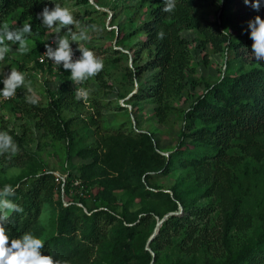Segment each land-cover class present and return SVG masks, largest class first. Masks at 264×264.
Returning <instances> with one entry per match:
<instances>
[{"label":"rangeland","instance_id":"1","mask_svg":"<svg viewBox=\"0 0 264 264\" xmlns=\"http://www.w3.org/2000/svg\"><path fill=\"white\" fill-rule=\"evenodd\" d=\"M207 1V5L199 14L208 21H216L219 0ZM90 3L95 11L91 8L85 10L83 7H76L70 0H50L49 11L54 10L57 4L67 8L73 15L75 23L66 27L57 23L47 32L46 37L50 40L48 46L55 50L58 35H67L69 29L77 33L86 30L90 39L70 41V46L76 55L81 56L77 49L84 47L103 61V70L99 72L97 78H89L83 85H74L69 75L59 78L54 70L52 74L46 68L35 66L34 60L31 59V51L44 43V39H28L29 51L25 54L17 51L18 42L13 44L6 41L10 51L5 55V59L0 61V81L13 69L24 73L25 84L30 83L36 100L34 104L27 102L26 97L33 94L28 92L26 86L18 88L11 98L5 99L0 96V132L13 131L17 135L19 143L16 156H23L21 164L15 167L0 160V190L5 185H12L14 189L20 188L24 192L36 186L35 190L41 189L34 201L35 208L33 210L32 207L26 208L24 211L26 214H30V211L36 213V209L38 211L29 233L44 242L42 254L52 256L61 264L65 262L109 264L110 253L115 244L110 229L105 228L101 235L93 236L83 224L81 217L90 216L95 211L115 205L121 215L118 217L123 221H131L130 225L135 228V235L130 241L131 251L138 257L144 251L152 253L153 264H229L241 254L250 255L254 251L264 261V222L259 217L262 210L257 209L249 201H241L234 209L232 207L233 199L236 197L235 179L240 176L244 161L253 162L252 173L253 170L254 173H258L264 167V156L258 157L250 152L255 148L247 146L249 151L246 152L234 146L228 160L226 158L223 161L227 160L225 163L218 165H213L210 161L204 165H185L179 161L171 165L164 175H160L161 171L148 173L152 176L150 181L145 178L138 179V175H128L127 179H123L121 184L115 186V189L108 187L105 184L106 177L97 176L96 172V168L99 171L102 167L108 177H116V174L106 167L103 156L113 146V140L119 136L117 133L121 132L123 136L133 135L132 131L136 134H147L157 152L162 156H169L176 150L182 139V132L188 127L184 116L195 98L204 94V84L214 85L224 76H234L249 71L252 67L264 71V61L254 59L251 47L227 50L219 54L211 46L202 45V37L198 32L194 30L181 32V37L192 43L193 73H189L186 80L188 92L182 93L180 100L171 98L169 102H165L167 113L160 120L155 112L158 104L148 91L154 84L156 71L143 72L138 77L135 75L136 67L143 65L149 58L148 51L141 48V43L145 39L141 27L148 20L149 12L143 6H139L138 0H98V4L90 0ZM114 6L117 7L116 14ZM240 9L243 10V7ZM17 15L18 12L0 17V25L7 24L13 29V26L17 25L15 21ZM89 21H93L91 28L87 27ZM56 27H61L59 33L56 32ZM119 33L120 37L124 34L130 37L119 44L117 42ZM248 39L252 45L250 35ZM122 53L126 57H123ZM63 82H69L68 87L65 86V91L57 98L61 99V117L69 126L70 144L57 139L52 131L51 133L49 129L43 127L36 112V109L48 105L51 93L63 89ZM3 87V83L0 82V90ZM76 87L89 90L90 96L87 101L76 100ZM201 125L202 123L195 122L190 129H198ZM121 140L118 141V145L121 144ZM186 141L191 142L189 139ZM254 142L264 144V136L262 138L260 136ZM68 147L71 148L73 155L70 161L67 159ZM79 151H82L83 158L77 156ZM92 154L99 157V161L93 166L96 168H88L84 174V182L78 180L76 183L80 185L81 190L78 197L84 198L85 201L81 204L78 197L71 200L63 194L62 179L68 181L70 173L79 177V167L93 163ZM37 163L40 164L41 176L48 174L51 177L33 182L28 175V169L30 166L36 167ZM254 178H259V175ZM140 183L142 185L144 183L152 192L161 191L169 196L173 194L171 189H175L184 203L188 204L190 200H194L195 206L210 208L211 213L203 219L199 229L207 223L208 234L219 231L217 234L219 240L215 237L209 239L208 243H212L208 245L207 251L198 245L192 251H188L180 247V239L174 238L172 244H165L162 248L156 246L153 251L152 242L148 244V239L156 223L169 214L167 212L169 205L167 207L164 202L153 198L139 197L137 186ZM251 184L258 187L254 181ZM149 185L156 188H150ZM96 196L98 198L94 201ZM59 199L62 200L63 207L71 208L68 230L72 229V225L76 229L67 234L68 241L65 244L59 238ZM162 212L165 214L161 219L155 216L156 213ZM146 214L151 215V220L137 224ZM183 215L185 212L181 207V214L175 216ZM226 218L229 220L228 234L224 233ZM54 238L55 243L51 241ZM142 264L150 263L143 261Z\"/></svg>","mask_w":264,"mask_h":264},{"label":"trees","instance_id":"2","mask_svg":"<svg viewBox=\"0 0 264 264\" xmlns=\"http://www.w3.org/2000/svg\"><path fill=\"white\" fill-rule=\"evenodd\" d=\"M70 1L76 7H83L85 10L91 8L95 11L90 0ZM93 1L98 4V0ZM138 1L139 6H143L149 12L148 20L141 27V31L145 36L141 48L148 51L149 58L143 65L136 67L135 75L138 77L143 72L156 71L154 84L148 91L151 92V96L155 98V102L158 104L155 112L160 120L167 113V103L165 102H169L171 98L180 100L182 93L188 92L186 80L188 74L193 73L191 67L192 43L181 37V32L193 30L198 32L202 37V45L204 47L211 46L215 52L220 54L227 50L250 48L248 21L254 19L257 15L264 19V0H260L259 12L250 6L252 0H250L249 5H245L244 0H219L216 21H208L199 14V11L207 5V0H176L175 9L171 13L163 11L165 7L164 0ZM50 6V0H0V17H7L18 12L15 18L17 25L13 26V29H18L25 23L31 24L32 35L25 38L44 39V43L37 45L31 51V59L34 60L35 66L41 69L46 68L52 74L54 70L57 77L63 78L64 76H70V71H66L62 66L57 65L55 69L50 63L39 64L37 60L43 51L47 50L45 45H50V40L46 37L50 29L43 26L42 18L38 19L37 17L45 7L50 10ZM241 7H243V10L240 9ZM113 9L116 14L117 7L114 6ZM92 24L93 21H89L87 27L91 28ZM160 32H163L162 38H158ZM120 33L117 41L119 44L130 37L127 34L120 37ZM123 57H126L125 54H123ZM98 75L99 73L94 78H97ZM68 83L63 82V89L51 93L48 105L36 109V112L43 127L49 129L50 132L52 131L57 139L65 140L70 144L69 126L61 117V99L57 98L61 92L65 91V86L68 87ZM204 85V94L195 98L184 116L188 127L182 132L181 141L178 143L176 150L167 158L157 152L149 135L136 134L134 131H132L133 135L130 136H123L122 132L117 133L119 136L113 140V146L103 156L106 167L114 175L116 174V177H108L102 167L99 171L96 167H93L99 161V157L92 154L93 163L81 165L78 169L79 177L70 173L69 180L63 182V194L70 197L71 200L78 197L81 190L80 185L76 183L78 180L84 182V174L91 167L96 168L97 176L106 177L105 184L108 187L115 189V186L121 184L123 179H127L128 175H138V179L145 178L150 181L152 176L148 173L161 171L160 175H164L169 171L171 165L179 161L185 163V165H204L209 161L213 165L225 163L234 146L235 148L238 147L240 151L246 152L249 151L247 146L253 147L255 149L250 151L252 154H256L258 157L264 156V144L254 142L255 139L264 136V71L252 67L249 71L240 72L234 76H224L214 85L207 83ZM195 122L202 123L201 127L190 129V126ZM4 132H7L18 145L19 138L13 131L4 130ZM121 137H123L122 140ZM186 139L191 142L189 143ZM119 140H121L120 145H118ZM237 141L243 143H236ZM81 152L79 151L77 156L83 158L84 155ZM71 153V148L68 147V161L73 158ZM4 156H0V160L14 167L21 164L23 157L14 155L9 159L8 154ZM226 158L227 160L223 162ZM238 158L241 159V157ZM244 162L240 176L235 179L236 191L234 196L236 197L233 199L232 207L234 209L241 201H249L257 209L262 210L259 217L264 222V167L258 173H254V170L252 173L253 162L250 160ZM41 172L39 163L36 167L30 166L28 169V175L33 182L51 177L48 174L41 176ZM254 175H259V178L255 179ZM252 181L256 182L258 187L253 186ZM149 187L156 188L152 185H149ZM35 188L25 192L17 188L15 194L8 197L23 209L21 213H12L5 225L10 239L20 238L32 228L38 211L36 209V213L30 211V214H26L24 210L31 207L32 210L35 208L34 201L41 190L40 188L35 190ZM137 190H139V197L153 198L164 202L163 204L167 207L169 205L168 213L179 212L178 204L185 212V215L181 217L169 216L162 223L158 235L152 241L153 251H155L156 246L162 248L165 244H172L174 238L180 239V247L188 251H192L196 245L207 251L209 249L208 245L212 243H208L209 239L215 237L219 240L217 237L219 231L208 234L207 223L199 229L203 219L212 211L207 206H195L194 200H190L188 204L184 203L175 189H171L172 196L161 191L152 192V189L148 190L144 183L143 185L140 183ZM97 198V196L94 197V201ZM78 201L81 204L85 203L82 197H78ZM58 204L60 208L59 238L65 244L68 241L66 239L67 234L76 231V229L72 225V229L68 230V226H70L68 216L71 208L63 207L61 199H59ZM117 210V206L113 205L111 208L107 207L104 210L95 211L90 216L82 215L81 219L93 236L101 235L105 228L110 229L115 244L110 253L109 264H142L143 261L153 264L154 255L152 256L151 253L144 251L138 257L131 251L130 241L135 235V228L130 225L131 221L121 220L118 217H121V215ZM163 214L165 212L156 213L155 216L161 219ZM149 220H151V215L146 214L137 224ZM228 222L229 220L226 218L224 231L226 234H228ZM54 240L55 238L51 241L54 242ZM229 264H264V261L254 251L250 255L241 254Z\"/></svg>","mask_w":264,"mask_h":264},{"label":"clouds","instance_id":"3","mask_svg":"<svg viewBox=\"0 0 264 264\" xmlns=\"http://www.w3.org/2000/svg\"><path fill=\"white\" fill-rule=\"evenodd\" d=\"M164 12L171 13L176 6V0H164ZM245 5L250 4V0H244ZM250 6L257 12L260 10V0H252ZM38 19L42 18L43 26L52 29L57 23L59 26L66 27L75 23L71 12L60 5H55L54 10L49 11L47 7L43 12L38 14ZM61 27H56L59 33ZM248 30L250 39L253 41L251 45V53L256 61H264V19L259 15L248 21ZM32 35L31 24L25 23L18 29H10L7 24L0 25V61L5 59V55L9 53L10 48L7 42L13 44L19 43L18 52L25 54L29 51V41L26 36ZM70 36V39H69ZM163 37V32L158 33V38ZM57 47L53 50L50 46L45 45L47 51L43 56L54 62L57 66H62L64 70L70 71V79L74 85H83L89 78L96 76L103 70V61L95 56V54L87 48L79 47L77 50L81 52V56L73 53L70 46L71 42L87 41L90 39L86 30L78 33L69 29L67 35L57 36ZM73 54L80 57L73 60ZM38 59V58H37ZM53 68H56L53 67ZM4 87L0 90V96L5 99L11 98L16 94V90L22 86H26L29 95L26 97L27 102L36 103L33 89L25 84V74L15 69L11 70L7 77L0 81ZM90 96L88 89L84 87L75 88L76 100L87 101ZM18 146L7 132H0V156L8 154V158L16 155ZM15 194L12 185H5L0 190V264H61L60 261L54 260L50 255H43L41 249L44 242L35 237L33 234L26 232L20 238L10 239L6 232L5 225L8 223L10 214L21 213L23 209L12 200L8 199ZM66 264V262H65Z\"/></svg>","mask_w":264,"mask_h":264},{"label":"water","instance_id":"4","mask_svg":"<svg viewBox=\"0 0 264 264\" xmlns=\"http://www.w3.org/2000/svg\"><path fill=\"white\" fill-rule=\"evenodd\" d=\"M166 157H168V155H164ZM181 214V206L179 205V212L177 213H169L166 216H164V218L162 220H160L159 222H157L156 227L153 231V233L151 234L150 238L148 239V244L151 243L153 241V239L158 235L159 233V228L162 225V223L166 220V218H168L169 216L172 215H180ZM151 255L153 256V254L151 253Z\"/></svg>","mask_w":264,"mask_h":264},{"label":"built area","instance_id":"5","mask_svg":"<svg viewBox=\"0 0 264 264\" xmlns=\"http://www.w3.org/2000/svg\"><path fill=\"white\" fill-rule=\"evenodd\" d=\"M47 51V50H46ZM46 51H43V53L38 57V63L39 64H44V63H50L53 67L56 66V64L52 61H50L47 57L43 56V54L46 52ZM80 57L76 56L73 54V60H77L79 59ZM62 181L64 182V180L62 179Z\"/></svg>","mask_w":264,"mask_h":264}]
</instances>
